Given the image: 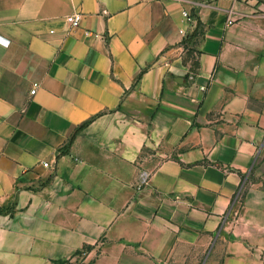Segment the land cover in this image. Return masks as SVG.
<instances>
[{
  "label": "crops",
  "instance_id": "0c3cea01",
  "mask_svg": "<svg viewBox=\"0 0 264 264\" xmlns=\"http://www.w3.org/2000/svg\"><path fill=\"white\" fill-rule=\"evenodd\" d=\"M0 264H264V0H0Z\"/></svg>",
  "mask_w": 264,
  "mask_h": 264
},
{
  "label": "built area",
  "instance_id": "2783aa9c",
  "mask_svg": "<svg viewBox=\"0 0 264 264\" xmlns=\"http://www.w3.org/2000/svg\"><path fill=\"white\" fill-rule=\"evenodd\" d=\"M182 15L186 18V19H190V15H189V13L187 12V11H183L182 12ZM80 19H81V15L80 14H70V15H68L66 18H65V20H66V22L71 26V27H73V26H77L78 24H79V22H80ZM228 23H231V21H229L228 20ZM181 33H182V31H180ZM34 92V89L33 90H31V93H33ZM45 165H46V163H45Z\"/></svg>",
  "mask_w": 264,
  "mask_h": 264
}]
</instances>
